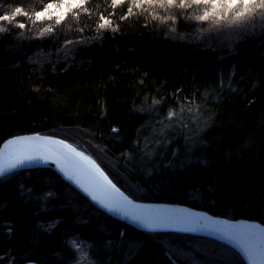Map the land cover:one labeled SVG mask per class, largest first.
I'll return each mask as SVG.
<instances>
[{
  "label": "trees",
  "instance_id": "16d2710c",
  "mask_svg": "<svg viewBox=\"0 0 264 264\" xmlns=\"http://www.w3.org/2000/svg\"><path fill=\"white\" fill-rule=\"evenodd\" d=\"M58 1L0 0L28 14L0 33V145L35 132L78 144L80 134L135 176L149 158L140 201L264 224V30L174 42L149 26L144 0H82L66 19H36ZM229 11L213 24L239 23ZM100 17L112 23L101 29ZM71 239L91 242L98 264H245L210 239L128 227L52 171L0 181V264H76Z\"/></svg>",
  "mask_w": 264,
  "mask_h": 264
},
{
  "label": "water",
  "instance_id": "95a60500",
  "mask_svg": "<svg viewBox=\"0 0 264 264\" xmlns=\"http://www.w3.org/2000/svg\"><path fill=\"white\" fill-rule=\"evenodd\" d=\"M27 138L37 139L21 142ZM33 170L54 172L102 213L137 231L210 239L234 250L245 264H264L261 222L220 217L177 203L136 200L76 144L54 135L20 134L0 145V181L14 173Z\"/></svg>",
  "mask_w": 264,
  "mask_h": 264
},
{
  "label": "clouds",
  "instance_id": "9594fccd",
  "mask_svg": "<svg viewBox=\"0 0 264 264\" xmlns=\"http://www.w3.org/2000/svg\"><path fill=\"white\" fill-rule=\"evenodd\" d=\"M219 3L221 5L220 8L223 10H230V18L235 16L236 20L240 22L236 23L231 19L225 20L221 17L220 24H213V19L217 11L213 7L214 0H199V2L197 0H153L151 3L145 2V5L153 4L154 6L145 15V19L150 21L149 26L161 38L183 43H199L209 35L222 31L245 32L253 28L256 30H264V0H249L247 7L250 10L241 17L243 19H237V16L239 13L244 12L241 9L245 10L244 0H239L235 7L231 9L228 7L230 0H219ZM17 8L4 6L0 12L5 13L3 16H14ZM153 10L156 15H152ZM206 13L209 14L208 18L202 19ZM17 17L19 15L7 23L0 22V33L8 31V24L16 22ZM181 21L192 25V30H181L179 27ZM26 27H30V25H26ZM33 31H36V29ZM37 37L44 38V36ZM145 154L148 155L149 153ZM47 195L50 196L52 193L48 192ZM68 243L76 254V264H98L96 258L91 254V242L71 239Z\"/></svg>",
  "mask_w": 264,
  "mask_h": 264
},
{
  "label": "rangeland",
  "instance_id": "374dc122",
  "mask_svg": "<svg viewBox=\"0 0 264 264\" xmlns=\"http://www.w3.org/2000/svg\"><path fill=\"white\" fill-rule=\"evenodd\" d=\"M63 0L58 1L57 3H62ZM23 15V14H20ZM44 24L45 22H41ZM73 47L72 44H69L64 47L63 50L59 51L58 56L64 57L67 55L68 51ZM78 138V142L76 141V146L85 154L90 156L98 165L109 175V177L127 194L132 195L133 198L136 200H143L148 199L149 194L146 190L145 185L139 181L140 178L144 179L147 176H150V172H146L145 169H148L150 166V161L148 159L141 160V163L143 166V173L146 175H138L135 176L132 173H130L129 170H126L124 164H127V162H120L117 159L112 158L107 152L97 145H95L91 141H86L87 139L82 138L80 134H76ZM72 137V136H71ZM142 157H147L144 152L141 153ZM140 176V178H139ZM1 263V261H0Z\"/></svg>",
  "mask_w": 264,
  "mask_h": 264
},
{
  "label": "snow or ice",
  "instance_id": "6c2138e0",
  "mask_svg": "<svg viewBox=\"0 0 264 264\" xmlns=\"http://www.w3.org/2000/svg\"><path fill=\"white\" fill-rule=\"evenodd\" d=\"M144 2L151 3V2H153V0H144ZM197 2H199V0H197ZM238 2H239V0H230V3L228 5L229 9L235 7V5ZM126 3H127V0H113V4L116 6H119L121 4H126ZM244 3H245V10H244V12H241L238 14L237 19H240L241 17H243L246 14V12H248L250 10L247 7L249 0H244ZM81 6H82V0H63L62 3L49 2L43 10L35 13V17L38 21L44 20L45 17H47L48 19H52L53 16L58 17L61 20H63V19L67 18L70 7L73 10H75ZM220 6L221 5L219 3V0H214V4H213L214 10L218 9ZM20 14H23L25 17L28 16V14L26 12H24L23 8L18 7L16 9V13L14 16H2V17H0V21H6V22L12 21L15 18V16L20 15ZM208 15L209 14L206 13L205 16L202 17V19H207ZM100 20L102 21L99 25V27L101 29L109 26L112 23V21H110L106 17H100ZM19 27L25 28L26 25L23 23H20ZM46 31H51V30L48 29ZM32 139H37V138H27L26 140L21 141V142H28V140H32ZM52 142L55 143V141H52ZM68 147H70V146H68ZM28 158H31V157H28ZM13 166H15V165H13ZM0 175H2V172H0Z\"/></svg>",
  "mask_w": 264,
  "mask_h": 264
},
{
  "label": "flooded vegetation",
  "instance_id": "af4514ba",
  "mask_svg": "<svg viewBox=\"0 0 264 264\" xmlns=\"http://www.w3.org/2000/svg\"><path fill=\"white\" fill-rule=\"evenodd\" d=\"M27 263V262H26ZM26 263H24V264H26Z\"/></svg>",
  "mask_w": 264,
  "mask_h": 264
},
{
  "label": "bare ground",
  "instance_id": "6f19581e",
  "mask_svg": "<svg viewBox=\"0 0 264 264\" xmlns=\"http://www.w3.org/2000/svg\"><path fill=\"white\" fill-rule=\"evenodd\" d=\"M135 199V198H134Z\"/></svg>",
  "mask_w": 264,
  "mask_h": 264
}]
</instances>
